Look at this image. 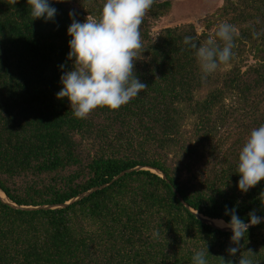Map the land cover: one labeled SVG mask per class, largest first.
Here are the masks:
<instances>
[{
    "label": "trees",
    "instance_id": "obj_1",
    "mask_svg": "<svg viewBox=\"0 0 264 264\" xmlns=\"http://www.w3.org/2000/svg\"><path fill=\"white\" fill-rule=\"evenodd\" d=\"M76 1L48 0L57 13L45 21L30 15L28 0L14 6L0 0V187L19 204L37 205L66 201L138 164L163 170L170 181L140 168L62 207L23 209L0 198V264H192L195 251L207 247L209 264H221V256L238 264L239 253L227 251L236 246L232 230L204 222L173 187L218 220L230 222L226 207L244 222L250 212L264 215V180L247 193L238 187L239 152L264 125V0H224L200 32L190 21L153 36L152 21L173 3L155 0L134 62L148 88L127 105L97 108L87 119L74 116L67 97L57 98L60 78L74 63L69 12L81 23L87 15L98 20L106 0ZM225 22L238 30L234 57L202 80L184 37L221 43L215 33ZM239 113L247 114L242 125ZM190 118L195 130L189 136ZM178 151L182 160L173 165L169 154ZM197 164L207 170L198 177ZM240 245L241 253L251 249L255 264H264V220Z\"/></svg>",
    "mask_w": 264,
    "mask_h": 264
},
{
    "label": "clouds",
    "instance_id": "obj_2",
    "mask_svg": "<svg viewBox=\"0 0 264 264\" xmlns=\"http://www.w3.org/2000/svg\"><path fill=\"white\" fill-rule=\"evenodd\" d=\"M18 0H9L15 5ZM155 0H106L100 18L87 17L81 23L74 12H69L72 23L68 28L70 52L68 59L73 60V70L61 76L62 89L57 93L58 99L65 97L71 103V111L78 119H87L97 108L117 110L127 105L148 86L142 83L134 73V62L139 59L143 48L141 25ZM30 15L34 19L45 21L54 19L57 9L51 7L48 0H28ZM238 34L235 25L221 23L215 33L203 43L198 44L195 37L185 36L184 44L195 51V56L203 73L202 80L214 73L221 64H227L234 57V39ZM257 33H253L254 38ZM63 65L61 68L63 69ZM239 190L247 193L264 180V125L251 131L238 156ZM231 215L229 223L218 221L220 227L232 230V244L227 251L235 257L239 253L238 264H255L251 249L241 253L240 241L251 226L261 223V217L250 212V223H245L236 209L227 210ZM159 236V231L155 232ZM208 247L195 251L192 264H209ZM221 264H234L219 257Z\"/></svg>",
    "mask_w": 264,
    "mask_h": 264
},
{
    "label": "rangeland",
    "instance_id": "obj_3",
    "mask_svg": "<svg viewBox=\"0 0 264 264\" xmlns=\"http://www.w3.org/2000/svg\"><path fill=\"white\" fill-rule=\"evenodd\" d=\"M172 1L173 3L171 10L168 13L161 16L159 19L152 21L151 33L153 36H155L159 32V30L164 26L176 25L190 21L196 24L197 30L200 32L202 29H204L205 18L209 14L214 12L224 2V0H172ZM71 2L73 4H77L76 0H71ZM89 17L93 18L91 16ZM237 115H238L239 124L240 125H242V123L244 124L245 123L244 119L246 118L247 114L239 113ZM188 122L189 123L186 126L188 131L186 132V134L189 135L190 133L192 134L193 130H195V125L193 118H190ZM238 122L236 121L235 123L232 122L227 123L225 125V128H227L225 132H228L230 129H234L235 126H238ZM206 154H208V152ZM169 156L171 158V159L169 158V160L173 165H176L177 163L180 164V160H182V154L180 152L179 153L170 152ZM205 172H207V170L205 168L204 169L200 168L199 165L197 164V171H196L197 177ZM184 174L189 175L185 171Z\"/></svg>",
    "mask_w": 264,
    "mask_h": 264
},
{
    "label": "water",
    "instance_id": "obj_4",
    "mask_svg": "<svg viewBox=\"0 0 264 264\" xmlns=\"http://www.w3.org/2000/svg\"><path fill=\"white\" fill-rule=\"evenodd\" d=\"M140 168H149L151 169L152 171H155L157 173H159L160 175H162L164 178H166L168 181H170V179L167 177V174L166 172H164L163 170L155 167V166H151V165H144V164H138V165H135V166H132V167H129V168H126V169H123L122 171H120L118 174H116L110 181L106 182V183H103V184H100V185H94V186H91L90 188L86 189L85 191H82L80 192L79 194H77L76 196L66 200V201H63V202H59V203H53V204H37V205H33V204H19L17 203L15 200H13L1 187H0V198L3 202H6V203H9L10 205L12 206H15V207H19V208H23V209H33V208H41V207H44V208H54V207H62V206H66L72 202H74L75 200H78V199H81L85 196H88L90 195V193H92L93 191L99 189V188H102L104 187L105 185L107 184H110L111 182H113L115 179L119 178L120 176H122L123 174H125L126 172H129V171H132V170H135V169H140ZM174 190L176 191V194L177 196L181 199V201L186 205L188 206L189 208L192 209V211H194L197 216L199 218H201L204 222L206 223H209L211 224L212 226L216 227V228H220L222 230H231L230 228H227V227H220L217 225V223L214 221L215 218H218V217H212V216H209V215H206V214H203V213H200L198 212L196 209H194L185 199L184 197L182 196V194L177 190L176 187H173ZM2 192L4 194H2ZM261 217V221L264 220V215H261L259 216ZM223 219V218H222ZM227 224L229 222H227L225 219H223ZM245 223H250V220L245 222Z\"/></svg>",
    "mask_w": 264,
    "mask_h": 264
},
{
    "label": "bare ground",
    "instance_id": "obj_5",
    "mask_svg": "<svg viewBox=\"0 0 264 264\" xmlns=\"http://www.w3.org/2000/svg\"><path fill=\"white\" fill-rule=\"evenodd\" d=\"M2 194H4L3 192H2ZM214 221L217 223L218 221H223V220H218L217 218H215L214 219ZM224 222V221H223ZM226 222H224V224H225Z\"/></svg>",
    "mask_w": 264,
    "mask_h": 264
}]
</instances>
